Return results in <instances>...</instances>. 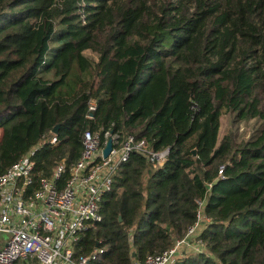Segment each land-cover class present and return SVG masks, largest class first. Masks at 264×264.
I'll use <instances>...</instances> for the list:
<instances>
[{
	"label": "trees",
	"instance_id": "16d2710c",
	"mask_svg": "<svg viewBox=\"0 0 264 264\" xmlns=\"http://www.w3.org/2000/svg\"><path fill=\"white\" fill-rule=\"evenodd\" d=\"M230 112L262 123L219 139ZM85 130L168 153L119 165L75 255L141 263L185 235L199 200L204 250L174 264H264V0H0V174L42 141L35 179L63 159L67 177Z\"/></svg>",
	"mask_w": 264,
	"mask_h": 264
},
{
	"label": "built area",
	"instance_id": "2783aa9c",
	"mask_svg": "<svg viewBox=\"0 0 264 264\" xmlns=\"http://www.w3.org/2000/svg\"><path fill=\"white\" fill-rule=\"evenodd\" d=\"M93 109L91 102L89 110ZM192 109L196 111L197 105ZM57 141L52 132L48 142ZM109 141L111 148L104 155ZM43 144L33 145L0 174V233L9 234L0 239V264H89L102 249L96 246L75 255V247L82 234L102 219L101 202L113 188L119 165L134 152L161 165L168 149L154 150L144 138L133 134L85 130L79 157L67 177L62 179L66 169L63 159L54 167L52 177L35 179L34 155ZM197 204L196 220L183 237L133 264H174L189 250L203 251L197 234L209 218L203 213V202L197 200Z\"/></svg>",
	"mask_w": 264,
	"mask_h": 264
},
{
	"label": "rangeland",
	"instance_id": "374dc122",
	"mask_svg": "<svg viewBox=\"0 0 264 264\" xmlns=\"http://www.w3.org/2000/svg\"><path fill=\"white\" fill-rule=\"evenodd\" d=\"M84 54L91 58L92 60L97 59V54L90 51L85 50ZM50 75V74H46ZM234 113H226L223 114L220 118V128H219V139L226 134L228 131H233L238 140L248 139L258 127H260L262 120L260 118H252L247 121H234ZM1 135V131H0ZM5 236L8 237L7 233H0V239H5Z\"/></svg>",
	"mask_w": 264,
	"mask_h": 264
},
{
	"label": "water",
	"instance_id": "95a60500",
	"mask_svg": "<svg viewBox=\"0 0 264 264\" xmlns=\"http://www.w3.org/2000/svg\"><path fill=\"white\" fill-rule=\"evenodd\" d=\"M57 129H58V125H55L52 132L56 133L57 132ZM111 148V143L110 141L108 142V144L105 146L104 148V155H107L109 150ZM193 154H195V150H193Z\"/></svg>",
	"mask_w": 264,
	"mask_h": 264
},
{
	"label": "crops",
	"instance_id": "0c3cea01",
	"mask_svg": "<svg viewBox=\"0 0 264 264\" xmlns=\"http://www.w3.org/2000/svg\"><path fill=\"white\" fill-rule=\"evenodd\" d=\"M192 251H193V250H189L188 252H192ZM188 252H187V253H188Z\"/></svg>",
	"mask_w": 264,
	"mask_h": 264
}]
</instances>
